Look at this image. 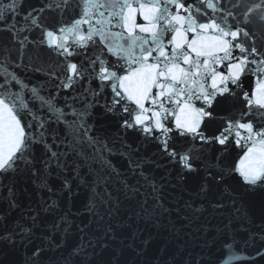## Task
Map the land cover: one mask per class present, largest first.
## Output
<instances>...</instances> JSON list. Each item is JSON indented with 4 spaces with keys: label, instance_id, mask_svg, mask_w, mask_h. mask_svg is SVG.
Wrapping results in <instances>:
<instances>
[{
    "label": "snow or ice",
    "instance_id": "6c2138e0",
    "mask_svg": "<svg viewBox=\"0 0 264 264\" xmlns=\"http://www.w3.org/2000/svg\"><path fill=\"white\" fill-rule=\"evenodd\" d=\"M25 3L0 0V264H264V0Z\"/></svg>",
    "mask_w": 264,
    "mask_h": 264
},
{
    "label": "water",
    "instance_id": "95a60500",
    "mask_svg": "<svg viewBox=\"0 0 264 264\" xmlns=\"http://www.w3.org/2000/svg\"><path fill=\"white\" fill-rule=\"evenodd\" d=\"M37 2H38V0H26L25 7H27L28 4H36ZM5 39H7V35L3 34V33H0V40H5ZM259 195L260 194H256L254 196L250 195L248 197V200L250 202L251 201H258ZM215 223H216V221H213V224H215ZM250 227H251L252 231L259 233L260 228H261V221L257 218L255 220V223L250 225ZM210 232H211V228H210ZM201 242L197 243V246L195 247L194 252H199L200 251V243ZM202 258L204 260H206V261H210L211 264H218V261L222 258L221 257L220 246L217 245L215 248L212 249V255L211 256H208V255L205 254ZM236 264H240V262H236Z\"/></svg>",
    "mask_w": 264,
    "mask_h": 264
}]
</instances>
